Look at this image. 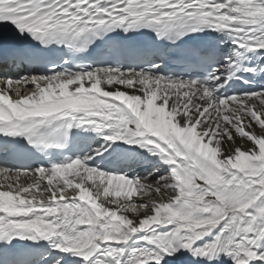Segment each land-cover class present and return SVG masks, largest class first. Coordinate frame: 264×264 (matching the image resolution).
I'll return each instance as SVG.
<instances>
[{"label":"snow or ice","instance_id":"1","mask_svg":"<svg viewBox=\"0 0 264 264\" xmlns=\"http://www.w3.org/2000/svg\"><path fill=\"white\" fill-rule=\"evenodd\" d=\"M0 180V264H264V0H0Z\"/></svg>","mask_w":264,"mask_h":264},{"label":"bare ground","instance_id":"2","mask_svg":"<svg viewBox=\"0 0 264 264\" xmlns=\"http://www.w3.org/2000/svg\"><path fill=\"white\" fill-rule=\"evenodd\" d=\"M31 89L29 88V89H26L25 91H30ZM0 182H4V181H2V180H0ZM28 181L25 179V178H21V180H20V183L21 184H26ZM7 183H11V181H7ZM6 190V189H5ZM70 195H71V193H69ZM145 199H147V197H145Z\"/></svg>","mask_w":264,"mask_h":264}]
</instances>
